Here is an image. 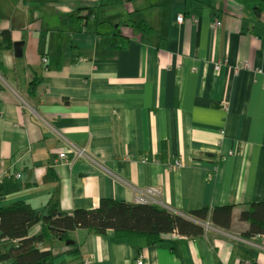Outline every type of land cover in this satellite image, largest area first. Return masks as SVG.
Instances as JSON below:
<instances>
[{"label":"crops","instance_id":"0c3cea01","mask_svg":"<svg viewBox=\"0 0 264 264\" xmlns=\"http://www.w3.org/2000/svg\"><path fill=\"white\" fill-rule=\"evenodd\" d=\"M148 188L182 216L233 205L232 225L152 245L78 228L40 244L50 264H264V234L244 236L239 218L264 203V13L239 0H0V207L66 214ZM17 244L0 231L2 250Z\"/></svg>","mask_w":264,"mask_h":264},{"label":"trees","instance_id":"16d2710c","mask_svg":"<svg viewBox=\"0 0 264 264\" xmlns=\"http://www.w3.org/2000/svg\"><path fill=\"white\" fill-rule=\"evenodd\" d=\"M239 1L244 4H254L257 16L264 13V0ZM87 13L89 15L86 17H89L93 11ZM66 17L71 20L75 14L70 13ZM137 29L139 32H151L144 22L137 23ZM3 34L7 38L9 32L4 31ZM9 44L8 41L6 46ZM116 46L120 47V45ZM36 87L37 82H33L31 91L34 92ZM2 198L3 195L0 193V201ZM233 208V205L217 206L212 209L202 207L191 210L188 216H182L153 203L102 199L93 209L79 208L66 214H60L57 204H51L48 213L43 215L25 202H16L0 207L2 237L18 240V244L9 250L0 248V262L50 264L52 253L49 250H42L40 244L50 236L69 240L71 233L78 228H87L98 235L112 230L117 240H138L146 245L157 244L164 234L174 231L189 237H199L204 234V226L201 223L207 220L216 227L229 229L233 220ZM239 218L250 224L244 236L264 234V203H251L241 211ZM36 223L41 224L40 232L29 236L30 228Z\"/></svg>","mask_w":264,"mask_h":264},{"label":"built area","instance_id":"2783aa9c","mask_svg":"<svg viewBox=\"0 0 264 264\" xmlns=\"http://www.w3.org/2000/svg\"><path fill=\"white\" fill-rule=\"evenodd\" d=\"M177 20L181 22L183 20V16L180 14ZM220 25H221V22L219 21H216L214 23V26H220ZM58 157L60 159H65L67 157V153L66 152L60 153ZM17 177H21V174H18ZM159 194H160L159 189H154V188H148L143 191L137 190L135 191V201L136 203H144V204L150 203L152 202V200H154V198L159 197ZM137 264H143V261L142 260L138 261Z\"/></svg>","mask_w":264,"mask_h":264},{"label":"water","instance_id":"95a60500","mask_svg":"<svg viewBox=\"0 0 264 264\" xmlns=\"http://www.w3.org/2000/svg\"><path fill=\"white\" fill-rule=\"evenodd\" d=\"M22 43L23 42H15V50L19 56L22 54ZM68 243V242H67Z\"/></svg>","mask_w":264,"mask_h":264},{"label":"rangeland","instance_id":"374dc122","mask_svg":"<svg viewBox=\"0 0 264 264\" xmlns=\"http://www.w3.org/2000/svg\"><path fill=\"white\" fill-rule=\"evenodd\" d=\"M144 190H145V189H144ZM140 191H143V190H140ZM158 198H159V197L154 198V200H155V201H158ZM140 261H141V260H140ZM84 264H86V263H84Z\"/></svg>","mask_w":264,"mask_h":264}]
</instances>
